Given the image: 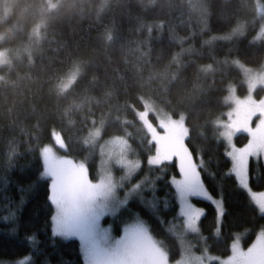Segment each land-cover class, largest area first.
Instances as JSON below:
<instances>
[{"label":"trees","instance_id":"1","mask_svg":"<svg viewBox=\"0 0 264 264\" xmlns=\"http://www.w3.org/2000/svg\"><path fill=\"white\" fill-rule=\"evenodd\" d=\"M262 18L264 0H0V47L15 51L0 64V261L31 258L23 237L43 229L46 180L39 185L36 180L47 166L43 146L53 134L61 139L55 145L57 161H82L90 179L96 177L99 145L106 138H125L130 158L144 162L158 154L148 123L155 130H171L151 111L149 122L139 117L147 101L161 114L181 120L186 132L182 145L187 157L206 165L202 178L209 189L223 184V227L214 224V209L206 202L207 216L199 221L208 251L227 255L224 244L236 234L248 246L264 217L254 219L256 209L247 193L234 187L233 177L220 176L227 166L222 128L228 126L229 85L239 95L246 89L239 62L258 66L264 58L257 26ZM73 68L75 77L64 85ZM91 132L97 135L88 143ZM246 139V133H237L235 143ZM138 167L132 183L148 170L146 163ZM249 169L264 177L263 159L250 157ZM166 176L156 181L159 191L147 193L157 198L158 217L165 219L176 207L164 194ZM250 184L261 190L264 178H252ZM14 209L20 215L16 233L9 231L17 222ZM151 223L152 237L165 251L172 247V259L179 257L180 224ZM73 239L57 238L65 259L74 258Z\"/></svg>","mask_w":264,"mask_h":264},{"label":"snow or ice","instance_id":"2","mask_svg":"<svg viewBox=\"0 0 264 264\" xmlns=\"http://www.w3.org/2000/svg\"><path fill=\"white\" fill-rule=\"evenodd\" d=\"M245 132L249 139L244 144H236L229 136L222 149L227 166L220 176L233 177L234 187L247 193L249 202L256 209L253 216L256 219L264 217V190L254 191L250 180L264 177L250 173L249 164L250 157L257 160L264 157V128L245 126ZM143 163L148 165L146 174L132 183L139 171L138 166ZM126 165V173L116 184L110 174L100 176L98 181L90 179L86 165L80 166L74 174H63L54 168L42 166L36 183L39 185L46 180L43 229L25 232L23 240L29 245L31 258L25 256L24 260L17 259L14 264H53L54 256L55 264H178V257L171 258V246L166 251L162 250L152 239L155 233L151 221H156L162 227L166 221L180 224L195 232L200 219L207 216L206 202L214 209V224L223 227V217L227 211L223 201V184H215L216 191L209 189L202 178V174L208 173L202 161L197 164L190 155L187 159H178L177 154L172 153L153 154L144 162L127 161ZM169 168L172 169L170 174ZM151 172H156V176H150ZM165 174V197L174 200L176 205L174 215L167 219L158 217L157 198L147 195L159 191L156 181L163 179ZM211 177L216 176L213 173ZM20 190H24L23 186ZM120 191L124 192L123 197L119 195ZM73 198L78 201L75 214ZM192 198L201 202L194 203ZM20 207L22 209L23 200ZM13 211L17 222L9 231L16 233L20 228V215L18 210ZM141 222L148 225L147 231L141 227ZM249 231L253 230L250 228ZM138 232L143 234L151 252L145 253L135 248ZM213 235L219 237L215 228ZM41 236L43 239H39ZM57 238L62 242L74 238L71 241L75 253L73 259H65L63 251L57 246ZM202 238L207 239V236ZM33 241H36L35 246H32ZM261 242H264V224L256 226L253 243L246 250L240 241L232 240L224 244L225 250L230 249V255L218 256L216 262L264 264V255L257 247ZM194 260L199 261V257H194ZM0 264L13 262L0 261Z\"/></svg>","mask_w":264,"mask_h":264},{"label":"rangeland","instance_id":"3","mask_svg":"<svg viewBox=\"0 0 264 264\" xmlns=\"http://www.w3.org/2000/svg\"><path fill=\"white\" fill-rule=\"evenodd\" d=\"M258 33L264 38V19L262 18L258 22ZM235 31L239 32L241 26L237 25L235 27ZM234 34V33H233ZM3 35L0 34V40ZM15 54V51L11 47H0V64H5L10 61L12 56ZM239 66L244 71L245 85L246 89L244 94L239 95L235 90V86L233 84L229 85L227 91V98L229 100V107L226 111L228 126H223V136L225 141L227 142L229 136H231L234 141L237 133H246L245 126H249L251 129H256L258 127L264 128V58L262 62L258 66H249L244 63L239 62ZM76 70L73 68L65 75L63 78V83L66 85L69 80L75 77ZM261 89L257 90V89ZM151 111L155 113V115L162 121L164 125L169 127L170 131L165 130H155V127L148 123V129L152 134L154 133V138L156 139V143L158 146V154H172L176 153L177 158H189L187 157V153L185 152L184 146L182 145V141L186 135L185 128L182 125L181 120L170 117L167 114H161V111L154 107L152 102H145V107L142 111L138 112L140 118H142L145 122H149L147 119V113ZM97 135L96 132H91L90 137H88V143L92 138ZM249 136L247 135V139ZM50 143H46L43 146V158L47 161V166L50 168H54L59 172H65L64 168L69 170H73V174L80 169V166L85 165L80 160L72 159L68 157L67 160L64 159L63 162H68V165L74 167H64L59 164H63V162H58L56 157L59 155L56 151V143L57 146L60 145L61 139L57 133L53 134V139L49 141ZM86 142V143H87ZM93 142V141H92ZM90 142V143H92ZM63 143V142H62ZM244 144V143H243ZM99 158L97 164V174L93 180H99L100 176L110 174L113 179V183L116 184L120 181L123 175L127 171V161H138L137 159L130 158L127 153V142L125 138L122 137H111L106 138L99 145ZM264 163V157H262ZM44 160V159H43ZM44 160V161H45ZM73 162V163H71ZM261 190H264L261 189ZM261 190H254L259 192ZM250 191V190H249ZM119 195L121 197L124 196V193ZM78 210V201L73 200V212L74 214ZM141 227L147 231V228L144 223L141 222ZM176 232L179 234V240L181 243V252L178 257V264H218L216 262L219 259V255L211 253L208 251L207 246L204 243L202 235L199 233L198 229L193 232L191 229H187L182 225H179L176 228ZM150 235V234H149ZM152 239L155 241L156 245L160 247L162 250H165L161 244L153 237ZM233 240L240 241L239 234H236ZM253 241L250 243L252 244ZM249 244V245H250ZM243 247L245 250L249 247ZM258 249H260V254L264 255V242H261L257 245ZM135 248L141 252L149 253L151 252L150 245L143 238L142 233H137V239ZM227 255H230V251ZM225 255V257H227ZM194 257H199V261L194 260ZM224 257V256H220ZM22 260V259H21Z\"/></svg>","mask_w":264,"mask_h":264}]
</instances>
